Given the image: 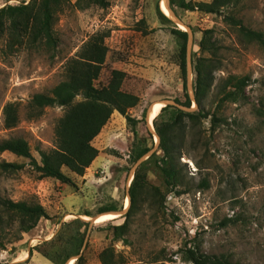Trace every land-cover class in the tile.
<instances>
[{"label": "rangeland", "instance_id": "374dc122", "mask_svg": "<svg viewBox=\"0 0 264 264\" xmlns=\"http://www.w3.org/2000/svg\"><path fill=\"white\" fill-rule=\"evenodd\" d=\"M75 1L54 12L52 43L32 40L39 0H0V7L31 3L15 21L4 17L0 27V141L23 137L38 163L40 150L55 147L54 126L65 106H45L30 117L27 104L35 92H47L65 79L67 61L95 37L102 38L106 53L93 84H108L113 69L124 72L120 89L137 97L126 108L136 119L134 131L114 109L90 141L98 152L84 172L61 167L70 182L41 177L30 157L0 150V163L22 164L7 171L0 166V195L39 202L48 213L21 233L16 221L4 225L0 264H102L104 248L112 264H192L188 247L222 255L233 264H264V41L247 37L230 19L260 31L264 39V0H238L215 12L171 8L166 0L173 16L163 9L165 0H108L105 7L84 8ZM172 27L187 30L186 56L188 44L193 62L202 57L199 107L209 113L200 120L184 119L175 159L177 185L161 170L163 150L149 119L152 105H179L175 98L185 99L178 63L182 39ZM243 76L246 84L237 91L235 83ZM194 79L191 68L186 80L190 110L198 107ZM82 98L76 95L74 101ZM7 102L17 106L12 127L4 124ZM167 117L162 112L155 119ZM139 139L150 147L141 161L148 184L137 191L128 217L123 216L127 207L122 215L96 223L97 217L124 209L126 200L130 205V182L141 163L131 158ZM104 205L116 210L100 212ZM125 220L124 233L114 238V225Z\"/></svg>", "mask_w": 264, "mask_h": 264}, {"label": "trees", "instance_id": "16d2710c", "mask_svg": "<svg viewBox=\"0 0 264 264\" xmlns=\"http://www.w3.org/2000/svg\"><path fill=\"white\" fill-rule=\"evenodd\" d=\"M238 0H210L197 1L190 0H169L170 6L178 5L186 9H200L207 12L218 11L221 7L236 3ZM68 0H39L38 7L33 15L32 40L39 37L47 39L48 42H54L55 37L52 34V24L54 12ZM29 3H20L19 5H7L0 7V27L3 24L4 17H9L12 21L16 16H20L28 10ZM75 4L81 8L97 4L105 7L108 0H76ZM162 17L168 18L159 10ZM234 24L239 25V29L249 38L264 41L262 33L258 30L248 28L230 16ZM171 31L182 39L179 51L178 63L183 73V89L185 99L175 98L179 105L166 104L161 107L157 115L166 112L168 117L155 124L156 132L159 136V147L163 150L160 158L163 174L168 177L173 185H177L179 178L175 168V159L180 155V145L184 134V119L207 117L209 113L203 112L200 106L198 93L203 85V75L201 70L202 57L197 58L192 63L195 71L193 81L194 96L197 103L195 110L188 109L191 105V98L187 90V72H186V42L187 30L172 27ZM210 29H205L204 33ZM204 40V39H203ZM203 45V41H200ZM106 47L101 37L91 38L84 42L79 54L70 58L66 63V78L59 81L47 92H35L28 104V116L34 117L40 114L45 106L62 105L65 106L63 114L57 119L54 126L55 147L46 151L40 150L41 162L38 163L31 155L27 141L20 136L4 138L0 141V150H9L17 155L30 157V163L39 171L41 177L51 176L63 182H70V178L62 171L63 165L74 172L82 174L86 166L97 155V148L90 141L99 132L102 125L107 121L111 112L116 109L123 114L128 123L134 125L136 119L126 113V108L137 102V97L132 93L120 89V83L124 72L118 69L112 70V77L108 84L97 87L93 84V79L98 77L102 64L104 62ZM247 77L243 76L235 83L237 91L246 84ZM236 91L231 93L234 94ZM82 95V99L74 101L76 95ZM185 107V108H184ZM156 115V116H157ZM4 124L6 127L14 126L18 121L17 106L13 102H7L3 107ZM182 134V135H180ZM144 139H139L136 149L132 153L131 161L135 162L144 155L150 147L142 145ZM0 166L3 170H15L21 168L22 164L13 161H2ZM143 173V162L139 164L134 172L129 186L131 203L123 216L128 217L137 191L145 184ZM207 182L203 181L202 186ZM152 188L157 190L155 185ZM181 192V191H177ZM116 210L114 205H104L100 207V212ZM41 217H48L45 207L39 202H28L25 200H13L0 195V233L4 231V225L17 222V231L24 232L33 228ZM5 218V219H4ZM114 238H120L126 228V220L121 224L114 225ZM0 246L5 247V243L0 240ZM186 258L192 264H233L222 255L209 254L199 251L197 248H186ZM102 264H112L107 256V248L100 252ZM81 255L77 257V260Z\"/></svg>", "mask_w": 264, "mask_h": 264}, {"label": "bare ground", "instance_id": "6f19581e", "mask_svg": "<svg viewBox=\"0 0 264 264\" xmlns=\"http://www.w3.org/2000/svg\"><path fill=\"white\" fill-rule=\"evenodd\" d=\"M163 9L165 11H167L170 14V11L167 9V6H166V3L163 2ZM180 25V24H179ZM182 28H185L183 25H181ZM161 102V101H160ZM157 103V102H156ZM164 104V102H161L160 104L157 103L155 104L154 106L152 105V107L150 108V113H149V119L150 120H153L156 115L158 114V112L160 111L162 105ZM129 205V200H126V203H125V208L126 209ZM118 215V212H113V213H107V214H104V215H101L99 217H97L96 219H94V221L96 223L98 222H101V221H105V220H109V219H113L115 218L116 216ZM70 264H73V261L70 262Z\"/></svg>", "mask_w": 264, "mask_h": 264}, {"label": "water", "instance_id": "95a60500", "mask_svg": "<svg viewBox=\"0 0 264 264\" xmlns=\"http://www.w3.org/2000/svg\"><path fill=\"white\" fill-rule=\"evenodd\" d=\"M165 3H166V0H165ZM169 11H170L171 16H173L172 11L170 9H169ZM188 51H189V45L187 44L186 69L188 70L187 72H191L192 60H191V56L188 53ZM168 103H171V102L170 101H166V102H164V104L162 106H164V105H166ZM147 156L148 155H146V154L145 155H142L141 157H139L138 162H141ZM125 210L126 209H122L121 211H117L118 212V215H122L125 212Z\"/></svg>", "mask_w": 264, "mask_h": 264}]
</instances>
